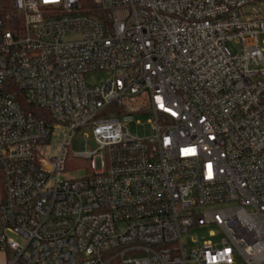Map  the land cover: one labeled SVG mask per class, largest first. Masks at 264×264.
<instances>
[{
  "label": "built area",
  "instance_id": "1",
  "mask_svg": "<svg viewBox=\"0 0 264 264\" xmlns=\"http://www.w3.org/2000/svg\"><path fill=\"white\" fill-rule=\"evenodd\" d=\"M93 2L0 0L5 264H264V0Z\"/></svg>",
  "mask_w": 264,
  "mask_h": 264
},
{
  "label": "rangeland",
  "instance_id": "2",
  "mask_svg": "<svg viewBox=\"0 0 264 264\" xmlns=\"http://www.w3.org/2000/svg\"><path fill=\"white\" fill-rule=\"evenodd\" d=\"M264 7V4L262 3H257L251 6H248L245 8V11L252 12L253 14H256L259 10H262ZM228 49H230L233 53H237L241 49V45L238 42H229L227 43ZM113 75V72L110 71H95L88 73L86 75V79L90 84H98L101 83L102 81H106L111 76ZM148 99L147 94H142L138 95L132 98H129L125 100L126 106L131 110L134 114V121L129 124V130L132 134L143 137V136H148L152 133L150 123H148L149 116L148 115H139L135 110L146 100ZM66 134V129L61 128V129H56L53 132V135L51 137V142L48 146L47 149V156H51L53 153H58L60 145L62 144V141L64 139V136ZM82 139H88L90 140L91 137L84 136L83 134H79L75 137L73 140L71 146L69 147L72 152H79L80 151V141ZM73 163V162H72ZM78 164H83L77 162ZM71 177H82L87 174V171L85 168H81V170L77 171H70L69 172ZM214 230L213 228L205 227L203 229H192L190 231V234L188 235V245L190 247H194L195 243H193L192 239L198 240L199 244H202L204 241L212 240V241H217L218 237H212L210 236V231ZM186 240V238H184ZM5 264L6 263V256L4 253L0 252V264ZM190 264H196V263H190Z\"/></svg>",
  "mask_w": 264,
  "mask_h": 264
},
{
  "label": "trees",
  "instance_id": "3",
  "mask_svg": "<svg viewBox=\"0 0 264 264\" xmlns=\"http://www.w3.org/2000/svg\"><path fill=\"white\" fill-rule=\"evenodd\" d=\"M79 2H80L81 8L86 10V11H93V9L95 7L93 0H79ZM78 162L84 163V164L87 163L86 161H83V160H80ZM69 168H70V166H69Z\"/></svg>",
  "mask_w": 264,
  "mask_h": 264
},
{
  "label": "crops",
  "instance_id": "4",
  "mask_svg": "<svg viewBox=\"0 0 264 264\" xmlns=\"http://www.w3.org/2000/svg\"><path fill=\"white\" fill-rule=\"evenodd\" d=\"M2 264V263H1Z\"/></svg>",
  "mask_w": 264,
  "mask_h": 264
}]
</instances>
